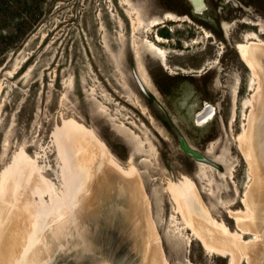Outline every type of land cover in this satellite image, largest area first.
<instances>
[{"label":"rangeland","instance_id":"obj_1","mask_svg":"<svg viewBox=\"0 0 264 264\" xmlns=\"http://www.w3.org/2000/svg\"><path fill=\"white\" fill-rule=\"evenodd\" d=\"M204 1L197 13L188 0H46L37 22L0 55V195L10 175L29 166L30 174L19 176L24 185L34 183L33 205L46 212L65 202L69 169L61 142L74 132L96 135L116 157L112 165L137 174L136 206L126 211L139 224L145 264L156 244L167 264H227L187 228L170 192L190 182L214 221L230 230L229 211L247 213L244 194L253 178L237 141L257 82L238 47L264 41V0ZM153 45L166 53L164 61ZM204 103L215 112L199 125L195 115ZM181 140L211 164L198 163ZM210 147L216 157L227 156L230 175ZM201 164L208 172L202 179ZM43 183L48 191L41 192ZM121 214L106 221L118 224Z\"/></svg>","mask_w":264,"mask_h":264},{"label":"bare ground","instance_id":"obj_2","mask_svg":"<svg viewBox=\"0 0 264 264\" xmlns=\"http://www.w3.org/2000/svg\"><path fill=\"white\" fill-rule=\"evenodd\" d=\"M164 19L174 20V18L170 15L166 16ZM151 50L153 53H156V55H159V57L161 56L162 60L164 61V57H166V53L164 51H162L156 45H153ZM238 50L241 59L244 60L247 64L248 63L250 64V65L249 64L246 65L250 67V70L252 69L254 80L257 82L256 83L257 91L255 92V94H253L254 96L251 100V109L249 113L250 115L248 122L246 124L247 128L240 135L237 141V143H239V148L244 157V160L249 167V174L253 178V183L247 190L246 194H244L245 202L243 201V203L245 207H247V213L245 214L239 211L229 212L231 217L234 218L233 220H235L236 222L238 235L228 232V230L224 227L223 224H218L216 220L214 221V219L210 218L211 216V213H209L210 211L208 212V210L203 206V203L200 201V198H198L197 196V190L195 186L190 182H186L183 186L180 185L181 186L180 188L171 187L173 188L171 190L173 192L170 193L174 194L176 200L180 202L179 207L182 206L181 208L183 209L184 212V214L183 213L182 214L185 216L183 217L186 219L185 225L187 226V228H189L192 231L194 236L201 242L202 246L206 251L221 256H224L225 254L227 255L228 254L227 252H229L231 256V261L229 262V264H239V261L241 259L242 261L245 260L247 264H263L264 262V140L262 139L261 136L262 134L261 124L264 119V50L262 46H258L256 44L239 45ZM162 65L165 64L163 63ZM207 110L209 111V109H206V111ZM214 112H215V108L214 110H211V112L209 113L207 112V114H205L204 116L202 113L198 115L197 118L198 123L201 124L202 121L206 122L209 119H211L212 114H214ZM118 133H120L123 136L124 140H126L127 142L129 143L133 142V139H131L127 133L123 131ZM74 134L78 135V133L75 132ZM72 138L73 136L71 137V139ZM71 139L66 140V142H63V144L61 142L63 148L62 154L64 156V157L62 156L64 159L63 161L65 162L66 166H68L69 169V181L67 184L68 198L65 202L64 201L62 203L56 202L55 204V209H57L56 206H62L65 205L66 203L67 204L65 205L66 207L64 206L62 207L63 208L68 207V209H65L67 210L65 212L62 211L63 215L61 216L60 214L59 219L56 221L59 225L54 226V228L51 227L50 231L52 232L45 233L44 235H42V239L44 241H47V239L51 234L53 235L58 234L59 229L64 228V224L69 221L72 212L70 211V209L72 207L73 202L77 200V194L79 195V199H80L79 207H81V209H79L78 211V215H80L81 210L86 209V211H88L89 213L95 216L101 210L104 200L106 198L109 199L110 195H112L111 193L115 191L114 185L116 182V178L114 173H112V171H110L107 168L105 169L103 168L101 173L98 174V176L93 175V173H91V177L90 176L88 177L87 182L88 183L92 182V185L87 188L88 193L86 194V196H82L83 195L82 192L83 193L86 192L85 185H87V182L83 184V177L81 178V176L77 174V172L79 169L83 173V170L81 168L84 167V164H90V162L88 161V157H86V154H84L83 150L82 151L80 150V152L77 151V153L74 154L75 156L72 155V157H70L71 159L67 158L68 155L70 156V154L73 152L72 149L69 150L70 148L69 141ZM76 142L78 143V145L76 143V147L78 146V148L80 149V142L79 141ZM213 153H214V148L210 147L208 150V154L211 156H215L216 154L213 155ZM81 154L82 155L84 154L83 156L85 158L82 157ZM225 156L226 155L221 154V156H217V157L215 156L216 157L215 159L219 164H221L223 167L226 168L224 169L227 170V173L226 172L225 173L228 176V174L230 175L232 172V165L229 163L228 159L225 158ZM111 157L113 156H109L107 159L109 162L108 164H110ZM95 162L96 160H93L91 164H94ZM115 167L118 168L117 166ZM199 167H200L198 171L199 177L201 179L205 178L208 173L207 167L202 164ZM118 169L120 170V168ZM27 170L28 171L30 170L29 166H25V168H22L21 172H18L17 175H10L9 178H7V184L8 182H10V185L12 187V194L14 191L17 190H18L17 193L20 192L18 195L23 198L25 205L32 206L33 208L36 207L37 209L38 207L34 206L35 204L33 205V202L29 199L31 198L29 197V193L31 194V190L34 187V183L33 185L31 183L30 184L26 183L24 185V181L19 176L23 172H25L26 175L28 176L30 172H28ZM37 170L38 169H34V171H36L35 173H37ZM122 173L124 174L123 175L124 179L126 180V183H128V185L132 182L135 183L138 180L137 179L138 177H136L137 174H135L134 172H130L126 174L124 172ZM93 176L96 178L95 180H92V178H94ZM221 177L223 178L225 177V175L223 174ZM37 181L38 180H36L35 183ZM17 185L20 186L18 187ZM39 188H41V192L48 191L44 183L43 185L39 186ZM137 191L136 192L138 194L140 191L139 190ZM4 192H5V188L2 194H4ZM124 192H126L125 189ZM8 193L9 190H7V193L4 197H7ZM211 194H215V193L211 192ZM18 195H16V197H19ZM132 198L133 199L129 201L127 206H132V205L136 206L137 201L136 199H134L135 198L134 196ZM142 208L144 207L142 206ZM136 209L137 210L135 211H138L139 207H136ZM37 210H40V212L43 211L39 208ZM204 211L207 212L208 214L205 213ZM4 212H7V209L4 208L3 206L1 207L0 205V215H3ZM201 216L204 217V220L202 219ZM194 217H196V219H200L198 220L199 222L200 221H204V222L199 223L197 220L195 221ZM207 217L210 218L211 220L208 221ZM0 219L3 218L1 217ZM144 219L145 218H143V224H146L144 223ZM206 229H209L212 233L211 232L207 233ZM27 230H26V235L24 237L28 238L34 234V230L33 232L32 229L30 232L29 231L27 232ZM246 234L254 237L251 238L249 242L245 243L241 239V237ZM0 257H2V260H0V264H10L11 260H13L14 254H12L11 249L8 248L4 253L1 252ZM144 257L145 259L147 258V264H167L166 261L164 262L162 251L160 250L157 244L153 246L151 250L149 249Z\"/></svg>","mask_w":264,"mask_h":264},{"label":"water","instance_id":"obj_3","mask_svg":"<svg viewBox=\"0 0 264 264\" xmlns=\"http://www.w3.org/2000/svg\"><path fill=\"white\" fill-rule=\"evenodd\" d=\"M188 2L194 12L200 13L206 8L204 0H188ZM243 44H256L262 46L264 50V41L259 38ZM242 61L245 65L247 64L244 60ZM247 67L250 69L249 66ZM206 109H209V111H206ZM211 110H214V107L206 104L196 115V119L200 113L204 116ZM261 132L264 140V119L261 124ZM93 136L83 134L73 136L69 142V150L73 149V152L70 156L67 154V158L71 159L70 157L75 156L74 154L77 151L83 150L90 162V164H84V167L81 168L83 173L79 169V173L77 172L81 178L83 177V184L87 182L89 176L91 177V173L98 175L103 168H107L115 175V191L111 193L109 199L104 200L101 210L95 216L86 209L81 210L80 215H78L81 207H79L80 199L77 194V200L73 202L70 209L72 212L69 221L64 224V228L59 229L58 234H51L47 241H44L42 235L52 232L50 231L51 227L54 228V226L59 225L56 222L59 219V210H61L62 216L63 212L67 211L65 209H68V207L63 208L62 206L66 207L67 204L56 206L57 209L53 207L49 211L40 212L36 207L25 205L21 196L16 197L18 190L12 194L10 182L7 185L5 183V192L1 195L2 197L0 196L1 207L7 209V212L0 215V218H3L0 219V254L10 248L12 254H14L10 264H145L141 255L142 235L136 227L138 223L134 220L129 221L131 217L133 219V213L127 210L124 214L127 206H123L124 204L128 205L129 201L133 199L132 197H135V193L137 194L136 184L138 183L132 182L129 185L126 183L124 174L111 163L108 164L107 159L109 156H113L115 159L116 157L104 143L97 139L96 135ZM76 141L80 142V149L78 150L76 149ZM101 143L103 144L102 147L100 146ZM180 144L196 160L211 164L205 156L189 148L183 140L180 141ZM83 155L82 157H84ZM93 160H96V162L91 164ZM91 185L92 182L85 185V193L79 191L82 192V196H86L88 193L87 187ZM124 189L126 192H124ZM7 190H9V193L7 197H4ZM118 210H121L122 213L120 216L121 222L115 223V226L114 222H107L106 220L112 213L116 218ZM126 217L129 218L127 221ZM31 229L32 232L34 230V234L28 238L24 237L26 234L23 233H26V230L30 232ZM227 253L228 256L225 254L223 257L227 259V264H229L231 256L229 252ZM162 254L164 257L163 251ZM0 260H2V257H0ZM241 261L242 259L239 264Z\"/></svg>","mask_w":264,"mask_h":264},{"label":"trees","instance_id":"obj_4","mask_svg":"<svg viewBox=\"0 0 264 264\" xmlns=\"http://www.w3.org/2000/svg\"><path fill=\"white\" fill-rule=\"evenodd\" d=\"M46 0H0V55L22 38L39 18ZM159 35L170 36L167 30H159Z\"/></svg>","mask_w":264,"mask_h":264},{"label":"flooded vegetation","instance_id":"obj_5","mask_svg":"<svg viewBox=\"0 0 264 264\" xmlns=\"http://www.w3.org/2000/svg\"><path fill=\"white\" fill-rule=\"evenodd\" d=\"M248 64H249V63H248ZM249 65H250V64H249ZM186 71H187V70H186ZM250 71H251V75H252V77H253V79H254V76H253V73H252V69H251ZM205 105H206V103H204V105L202 106V108H203ZM250 108H251V105H250ZM199 112H200V111H199ZM199 112H197L196 115H197ZM200 114H201V113H200ZM196 115H195V123L199 124V123H198V120L196 119ZM212 116H213V115H212ZM211 118H212V117H211ZM206 122H207V121H206ZM206 122H203V121H202L201 124L206 123ZM199 125H200V124H199ZM239 150H240V148H239ZM240 152H241V150H240ZM205 153H206V151H205ZM241 154H242V153H241ZM242 156H243V155H242ZM243 158H244V157H243ZM215 161H216V159H215ZM216 162H217V161H216ZM198 163H199V162H198ZM199 168H200V167H199ZM199 168H198V169H199ZM196 169H197V168H196ZM198 171H199V170H198ZM195 176H196V172H195ZM243 201H244V200H243ZM123 206H127V204H124ZM127 209H128V207H127ZM206 209H207V208H206ZM136 210H137V209H136ZM204 210H205V209H204ZM207 210H208V209H207ZM125 211H126V210H125ZM125 211H124V212H125ZM208 211H209V210H208ZM204 212H205V211H204ZM229 212H230V211H229ZM205 213H207V212H205ZM135 214H136V213H135ZM207 214H208V213H207ZM136 216H137L138 220H140V217H139L140 215L137 214ZM209 216H210V215H209ZM126 218H127V217H126ZM210 218H211V219H214L212 216H210ZM210 218L207 217V220L210 221V220H211ZM215 220H216V219H215ZM126 221H127V219H126ZM216 221L219 222L218 220H216ZM222 223H223V225L227 228L228 232L233 233V232H235L236 229H237V227H236V222H235V225H234V226H235V229H234V230H230V229L226 226V224H224V222H222ZM226 236H227V235H226ZM251 237L253 238L254 236H251ZM241 238H242V240H243L245 243H246V242H249L250 239H251V238H249L248 240H245L243 237H241Z\"/></svg>","mask_w":264,"mask_h":264}]
</instances>
